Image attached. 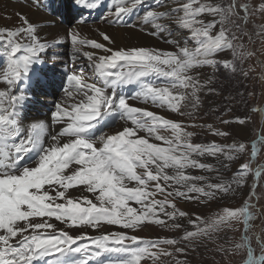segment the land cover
<instances>
[{"label": "snow or ice", "instance_id": "1", "mask_svg": "<svg viewBox=\"0 0 264 264\" xmlns=\"http://www.w3.org/2000/svg\"><path fill=\"white\" fill-rule=\"evenodd\" d=\"M76 3L93 10L104 6V0ZM146 3L111 0L101 20L121 25L141 12L137 19L151 26L153 37L171 36L174 25L179 35L166 38L174 50L112 47L115 40L105 31L96 29L99 38L81 32L80 25L87 23L82 16L51 41L42 39L38 24L20 12L18 25L0 26V57L6 61L0 67L5 85L0 89V264H187L177 254L233 228L240 232L238 239L217 250L239 255L240 264H264V239L250 234L258 218L253 211L257 183L239 205L223 206L207 218L178 207L181 200L203 204L234 196L249 178L264 179V163L253 167L264 154V131L250 143H194L197 132L189 130L230 137L214 124L195 122L201 94H217L215 73L221 68L241 72L237 62L252 53L244 51L237 33L252 15L264 14V0L252 9L241 0H153L145 8ZM259 34L264 36V27ZM64 41L70 42L73 68L64 69L50 123H25L32 66L47 63L46 52ZM228 52L231 59L219 58ZM204 68L212 74L202 75ZM129 87L135 89L130 95L124 91ZM258 110L264 108L251 112ZM250 121L247 113L220 118L225 126L244 127ZM207 157L216 164L199 159ZM241 159L226 177L224 172ZM191 169L215 177L192 175ZM149 226L183 235L135 234Z\"/></svg>", "mask_w": 264, "mask_h": 264}, {"label": "rangeland", "instance_id": "2", "mask_svg": "<svg viewBox=\"0 0 264 264\" xmlns=\"http://www.w3.org/2000/svg\"><path fill=\"white\" fill-rule=\"evenodd\" d=\"M216 1L219 2V0ZM34 2L42 8L38 0H34ZM241 2L247 3L250 9H252L258 8L262 0H241ZM24 3L27 5V2ZM39 10L43 12L42 9ZM43 13L46 14V11ZM1 21L5 22V20ZM261 27H264V14L260 13L252 15L246 26L242 25L243 31L238 32L237 35L241 37L240 42L244 45V51L252 54L245 56L243 58V63H240L239 61L237 62V67L241 69L240 73L233 75L232 73L225 71L223 68L215 73L214 86L217 90V94H201L203 102L202 109L195 122L197 124H214L222 130L230 132V137L225 140L223 137H213L206 129H189L197 132V136L193 138L194 143H210L213 140L217 143H231L233 139H242L243 142L250 143L251 139L255 138L258 133L264 131V117L260 118V111L258 110L254 113L251 112L252 108L260 109V106L264 103V36L259 34ZM219 58L224 59L222 57ZM225 59H231V53L230 56ZM212 71V69L207 68L204 76H207V74L211 75ZM243 72L248 73L247 77L242 74ZM240 94H243V97H241ZM225 97H229V99H225ZM228 108H231L232 111H227ZM246 113L250 116L251 121L247 126H244L245 132L243 136H241V134L239 136V133H237V124L233 123L225 126L220 123V118L234 119L236 116L244 117ZM176 116L179 120H183L186 123L191 122L188 118L180 117L178 115ZM199 159L205 163L216 164L214 158L207 157ZM242 162L244 161L241 159L238 162L233 163L230 166V169L224 172V175L226 177L229 176L231 171L235 170L238 167V164ZM257 163H264V154L258 157L257 161L253 164V167H255ZM192 175L215 177V173H206L200 170H195V174ZM253 183H257L255 189L257 196L253 198V203L255 204L253 211L257 214L258 218L253 221L252 233L250 234H259L261 238L264 239V179L257 182L253 178H249L247 186L237 192L234 195L235 197L229 194L235 198L233 202H223L224 200H219L209 209L202 208L199 212L196 209H193L196 214L207 218L223 206L239 205L242 202V198H247L248 192L252 191L251 186ZM191 204H195V206L206 205L204 203L185 202L181 200L178 202V207L189 212ZM186 227H189L190 229L191 226L186 225ZM109 230L117 231L122 229L111 227ZM135 234L155 239L157 237L177 238L183 235V232L168 231L157 226H149L145 230L138 231ZM239 235L240 232L237 231L236 228L225 229L224 231L213 235L212 239H203L199 241L195 247L187 248L185 253L177 254V258L186 261L187 264H240L239 255L233 256L217 250L219 246L228 247L231 242L238 239ZM253 244L256 246L255 236L253 237Z\"/></svg>", "mask_w": 264, "mask_h": 264}, {"label": "bare ground", "instance_id": "3", "mask_svg": "<svg viewBox=\"0 0 264 264\" xmlns=\"http://www.w3.org/2000/svg\"><path fill=\"white\" fill-rule=\"evenodd\" d=\"M24 2H27V5H25ZM92 2H94V0H92ZM215 2L217 1L215 0ZM110 3L111 0H104V6L99 7L100 9L103 8L102 10L98 12H93L91 13L90 17L85 18L87 20V23L80 25V30L83 34H86L92 38H99L96 29L105 31L110 34L115 40V44L110 45L112 47L137 46L158 48L163 50H174L172 48V45L166 43V38L171 39L172 37L179 35L174 25L171 27V36H169L168 33H164L163 36L153 37L152 35H150L152 31L151 26L141 25L140 21L137 19V17L142 14L141 12H137L131 18L127 19L126 24H109L105 21H102L101 17L107 15V6ZM152 3L153 0H147V3L144 7L147 8ZM39 9L42 8L36 5L34 0H0V21L5 20V22H0V26L11 27L18 25L19 21L16 16V13L20 12L27 16L30 21L38 24L39 28L41 29L40 35L42 39L47 37L49 41H51L58 37H63L67 29L70 27H75L77 21L80 19L79 18L77 20H73L71 24L65 26L61 22H59V20L53 15H50L47 12L46 15L43 13V9V12H41ZM206 19H211V17H206ZM132 24H135L136 27L128 26ZM141 28H144V31H141ZM69 50L70 42L64 41L61 44L50 48L46 52L43 58L47 61V63L34 64L32 66V70L29 74L30 80L25 86L27 99L22 113V115L27 119L24 121L25 123L30 122L32 119H48L50 123V110L53 104L60 98V91L64 86V69L65 67H67L68 69L73 68L71 60L67 56V52ZM54 56L55 61L53 60ZM229 56L230 52L221 54L220 57L225 59ZM5 63V59L3 57H0V67H2ZM206 69L207 68L201 70L202 75L206 73ZM76 70H79V65L76 66ZM4 87L5 85L0 83V89ZM21 87H24V85H21ZM134 90V88L129 87L126 88L124 91L130 95ZM132 103L138 107L143 106L138 104L136 101H132ZM260 108H264V103L260 106ZM150 110L157 111L160 114L166 115L168 118H178L176 114L166 113L160 109L151 108ZM259 115L261 118H263L264 111H260ZM236 130L237 133H239V136L240 134L241 136H243L245 132V127L236 125ZM56 131H59V126L56 128ZM189 172L190 174H195V169H191L189 170ZM234 199L235 198L229 195L224 199L205 202L204 204L206 205L204 206H195V204H191V209L189 210V212L195 213L194 209H196L198 212L202 208L209 209L219 200H224L223 202H233ZM89 233L92 235L96 234L91 230H89ZM38 264H45V262L41 261L38 262Z\"/></svg>", "mask_w": 264, "mask_h": 264}, {"label": "water", "instance_id": "4", "mask_svg": "<svg viewBox=\"0 0 264 264\" xmlns=\"http://www.w3.org/2000/svg\"><path fill=\"white\" fill-rule=\"evenodd\" d=\"M261 118V117H260Z\"/></svg>", "mask_w": 264, "mask_h": 264}]
</instances>
